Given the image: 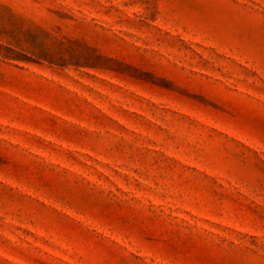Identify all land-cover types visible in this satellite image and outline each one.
<instances>
[{"label":"rangeland","instance_id":"374dc122","mask_svg":"<svg viewBox=\"0 0 264 264\" xmlns=\"http://www.w3.org/2000/svg\"><path fill=\"white\" fill-rule=\"evenodd\" d=\"M0 264H264V0H0Z\"/></svg>","mask_w":264,"mask_h":264}]
</instances>
